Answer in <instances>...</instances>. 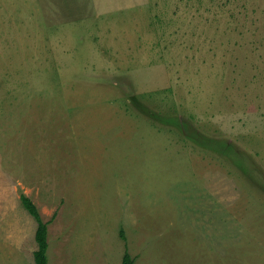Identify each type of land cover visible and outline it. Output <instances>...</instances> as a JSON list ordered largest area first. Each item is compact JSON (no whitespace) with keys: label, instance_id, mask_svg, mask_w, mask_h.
I'll return each mask as SVG.
<instances>
[{"label":"rangeland","instance_id":"rangeland-1","mask_svg":"<svg viewBox=\"0 0 264 264\" xmlns=\"http://www.w3.org/2000/svg\"><path fill=\"white\" fill-rule=\"evenodd\" d=\"M264 264V0H0V264Z\"/></svg>","mask_w":264,"mask_h":264},{"label":"trees","instance_id":"trees-1","mask_svg":"<svg viewBox=\"0 0 264 264\" xmlns=\"http://www.w3.org/2000/svg\"><path fill=\"white\" fill-rule=\"evenodd\" d=\"M21 201L25 209L35 218L38 224L36 231V240L39 248L35 251V263L36 264H49L48 259V224L43 221L41 213L32 201V199L26 195L21 196ZM123 264H134V258L129 252H126L123 259Z\"/></svg>","mask_w":264,"mask_h":264}]
</instances>
